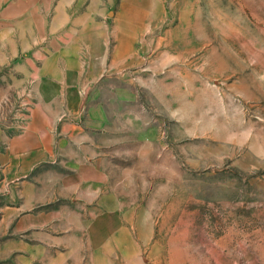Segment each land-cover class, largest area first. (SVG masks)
<instances>
[{
    "label": "rangeland",
    "instance_id": "1",
    "mask_svg": "<svg viewBox=\"0 0 264 264\" xmlns=\"http://www.w3.org/2000/svg\"><path fill=\"white\" fill-rule=\"evenodd\" d=\"M0 127L25 141L0 192L73 216L81 142L103 144L106 203L138 217L104 264H264V0H0ZM47 231L93 263L88 229Z\"/></svg>",
    "mask_w": 264,
    "mask_h": 264
},
{
    "label": "crops",
    "instance_id": "2",
    "mask_svg": "<svg viewBox=\"0 0 264 264\" xmlns=\"http://www.w3.org/2000/svg\"><path fill=\"white\" fill-rule=\"evenodd\" d=\"M24 142L19 137L10 140L3 128L0 127V145L7 143L10 148L7 154L3 156L2 153L0 154V160L5 157L8 161L10 153H20L22 149L18 146H24ZM81 145L89 151L81 160L83 166L80 170L82 187L77 193L82 201L80 206L83 208L80 207V211L74 210V216L70 204H63L57 208L49 207L43 211L42 205L48 200L43 201V191L36 182L33 188L26 189L24 182H18L16 189L6 188L0 192V261L2 264H9L8 258L11 255H16L18 264H41L43 260L52 261L55 264H58L59 261L68 262L73 257L72 242H67L68 245L66 242L63 243L54 238L55 243L52 240L48 243L49 238L42 240L43 229H47V232L51 233L52 227L58 226L66 229L75 227L89 230L87 232L88 242H82L84 246H81L82 251L77 249L75 252L78 254L77 259L82 257L93 262L90 264H104V261L112 259L110 252H121V240H117L118 243L111 241L109 246L114 243L113 248H106V236L109 233L107 227L127 225V218L134 217V211L128 212L120 202L115 203L118 196L114 193L109 195L108 199L110 202H114V204H109L112 207L106 203L105 173L100 168L101 157L95 152V150L104 147L103 144L96 139H86L81 142ZM131 214L133 215L131 216ZM134 218L137 222L136 212ZM72 221L79 222L81 225L74 226ZM127 244L131 245L132 242ZM43 245L46 249L44 253Z\"/></svg>",
    "mask_w": 264,
    "mask_h": 264
},
{
    "label": "water",
    "instance_id": "3",
    "mask_svg": "<svg viewBox=\"0 0 264 264\" xmlns=\"http://www.w3.org/2000/svg\"><path fill=\"white\" fill-rule=\"evenodd\" d=\"M112 13V12H111Z\"/></svg>",
    "mask_w": 264,
    "mask_h": 264
}]
</instances>
